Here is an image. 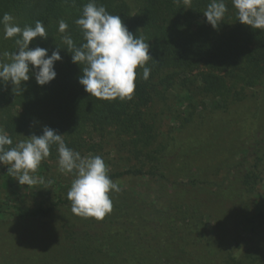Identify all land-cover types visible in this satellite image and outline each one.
Here are the masks:
<instances>
[{
    "label": "trees",
    "instance_id": "trees-1",
    "mask_svg": "<svg viewBox=\"0 0 264 264\" xmlns=\"http://www.w3.org/2000/svg\"><path fill=\"white\" fill-rule=\"evenodd\" d=\"M134 1L136 11L132 8L133 0H96L110 14L119 15L137 38L149 42L152 59L145 66L151 69L150 76L144 80L142 69H137L131 99L91 96L79 83L83 65L73 63L72 54L60 49L62 60L55 63L57 76L49 84L40 86L31 76L22 84L23 91L16 94L10 82L0 83V128L14 143L33 127L39 136L45 126L61 135H77L88 128L97 130L108 125H116L121 131L131 130L142 123L143 109L151 100L158 98L168 105L172 96L179 99L177 130L190 128L188 142L196 147L218 132L216 127L241 118L238 139L244 158L230 163L228 179L219 184L224 199L213 205L203 202L201 208L215 219L219 230L224 228L220 233L222 241L228 236L234 241L231 248H223L218 264H264V245L256 246L250 238L240 237L241 226H250L251 233L264 227V209L253 204L264 173V30L240 23L231 0H225L228 11L217 28L203 14L211 0H191V8L184 0ZM89 2L0 0V17L11 14L21 28L43 22L48 38H35L30 48H45L51 55L58 47L66 48L62 42L64 34L58 31L60 20L67 23L66 34L77 46L84 42L75 21ZM16 50L14 38L4 39L0 25V53ZM3 59L8 61L7 57ZM179 136L170 133L161 147L174 149ZM68 204L71 202L64 196L35 208L18 201L0 200V218L6 214L19 220L48 218L57 207ZM194 215L200 216L196 211ZM166 255L174 264H195L178 255ZM85 256L88 254H77L73 264L83 263Z\"/></svg>",
    "mask_w": 264,
    "mask_h": 264
},
{
    "label": "rangeland",
    "instance_id": "rangeland-1",
    "mask_svg": "<svg viewBox=\"0 0 264 264\" xmlns=\"http://www.w3.org/2000/svg\"><path fill=\"white\" fill-rule=\"evenodd\" d=\"M132 8L137 9L134 0ZM178 103L172 96L168 105L154 98L143 109L142 123L131 130L108 125L77 135L63 133L66 145L82 157L104 159L110 179L120 188L110 193L113 210L103 220L75 215L71 204L38 220L6 214L0 218V264H73L79 253L88 254L80 264H174L167 253L195 264H218L223 248H231L234 241L230 236L222 241L224 228H217L201 203L224 199L219 184L228 179L230 163L244 158L238 139L243 120L216 127L218 132L191 147L190 128L181 132L176 127ZM172 132L180 134L178 146L166 150L161 144ZM32 135L39 136L37 128L25 131L21 140ZM7 171L0 164V200L32 208L67 197L75 179L74 172L59 170L56 148L35 173L43 183L21 186ZM253 204L264 209V173ZM250 230L241 226L240 237L262 247L264 227Z\"/></svg>",
    "mask_w": 264,
    "mask_h": 264
},
{
    "label": "clouds",
    "instance_id": "clouds-1",
    "mask_svg": "<svg viewBox=\"0 0 264 264\" xmlns=\"http://www.w3.org/2000/svg\"><path fill=\"white\" fill-rule=\"evenodd\" d=\"M184 3L191 8V0H184ZM231 3L240 23L264 30V0H231ZM227 11L225 0H211L203 14L207 22L217 28ZM75 23L84 42L77 46L71 35L66 34L67 23L60 20L58 31L64 34L62 42L66 48L58 47L49 55L45 48H30L35 38H48L43 22L36 21L34 26L21 28L11 14L5 13L0 17L3 37L14 38L17 50L0 53V83L7 85L10 82L16 94L23 91L22 84L31 76L40 86L49 84L57 76L55 63L62 60L60 49H67L72 54L73 63L83 65L79 83L87 93L104 100L131 99L136 88L137 69H142L144 80L150 76L151 69L145 66L152 59L149 42L146 43L143 37L137 38L119 15L110 14L96 0L84 5L82 15ZM4 57L8 58L7 62ZM63 136L45 126L42 135H32L14 143L0 128V164L7 166V173L21 186L43 183L35 173L50 156L51 148L56 146L59 170L66 174L75 173L67 192L73 214L103 220L113 210L110 193L119 192L120 188L110 179L101 156L82 157L66 145Z\"/></svg>",
    "mask_w": 264,
    "mask_h": 264
}]
</instances>
